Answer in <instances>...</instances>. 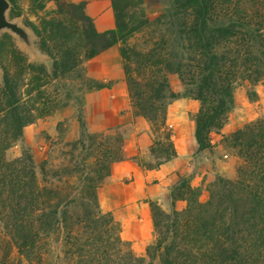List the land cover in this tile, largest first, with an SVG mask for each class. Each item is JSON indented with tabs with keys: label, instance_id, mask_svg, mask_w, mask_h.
I'll list each match as a JSON object with an SVG mask.
<instances>
[{
	"label": "trees",
	"instance_id": "obj_1",
	"mask_svg": "<svg viewBox=\"0 0 264 264\" xmlns=\"http://www.w3.org/2000/svg\"><path fill=\"white\" fill-rule=\"evenodd\" d=\"M50 1L56 5L51 16L28 26L53 62L51 73L15 46L0 49L7 60L0 83V225L18 253L31 264H264V120L222 139L240 160L237 177H217L206 201L182 178L170 191V212L150 202L157 237L142 258L99 203L98 191L124 159L123 140L91 133L80 98L110 86L87 78L83 60L117 46L132 107L153 132L156 164L148 168L177 158L166 124L175 100L200 103L194 138L198 153L210 150L211 135L224 129L235 107L237 85L264 82V0H172L153 21L144 12L127 16L125 1L112 0L116 28L104 33L86 15L87 0ZM150 29L145 47L129 44ZM170 74L178 75L183 92L172 90ZM59 80L66 83L46 91ZM71 102L78 105L79 138L69 143L60 167L38 165L24 129ZM16 144L21 156L8 159ZM178 201L185 209L175 208Z\"/></svg>",
	"mask_w": 264,
	"mask_h": 264
},
{
	"label": "rangeland",
	"instance_id": "obj_2",
	"mask_svg": "<svg viewBox=\"0 0 264 264\" xmlns=\"http://www.w3.org/2000/svg\"><path fill=\"white\" fill-rule=\"evenodd\" d=\"M110 1L112 5V0ZM124 1L125 6H128H123L127 16L134 15L142 18L144 12V16L151 21L165 13L172 4V0ZM55 9V3L50 0H39L37 4L31 0H17V6L14 9L10 5L5 13L7 25L0 27V49L3 48L6 52L15 46L29 62L42 65L51 73L53 62L40 49L39 40L28 23L39 24L40 19L50 17ZM82 25L88 32L89 24L83 22ZM152 35V29L138 33L129 40V44L145 47L152 39ZM87 60L89 59L83 60L82 71L87 78H90L85 67ZM6 61V58L3 60L0 57V83L4 75L3 64ZM169 80L175 93L183 92L184 87L178 75L170 74ZM64 82L63 80L53 82L45 89L47 92H53L54 85L60 87ZM107 83L110 86L105 89H112L114 83ZM102 90L85 92L80 96L87 127L91 133L121 137L124 159L113 165L110 177L98 191L100 208L104 214L112 215L119 224L120 237L130 245L133 253L137 257L147 258V250L157 237L150 202H156L164 211L170 212L172 210L170 191L180 179L188 178L193 187L202 191V200L206 201L209 187L217 177L226 179L237 177L240 160L232 151L223 148L222 139L249 123L264 120V82L258 84L240 82L237 85L234 95L235 107L229 115L227 125L219 133L211 135L212 148L202 153L197 152L194 138L195 120L201 108L200 103L187 98L197 102L198 106L192 104L174 106L178 100L172 101L167 108L166 124L172 132L177 158L168 162L171 164L167 169L159 174L151 175L149 172H156L163 165L156 170L148 168L156 164V160L151 155L154 136L149 122L146 121L149 127L147 129L146 124L136 115L130 96L125 99L114 98L110 93L102 92ZM77 117L78 105L71 102L66 108L54 111L51 115L37 120L24 129L25 142L31 148L38 165L47 161L49 166L58 168L65 162L64 154L69 151V143L79 138L80 128ZM144 131L149 135L150 145L147 149L141 150L138 140ZM21 153L22 146L13 145L7 151V158H18ZM232 171L234 175L230 176ZM151 195L156 198H152ZM185 207L186 203L183 201H178L175 206L178 211ZM0 264H31L18 253L1 225Z\"/></svg>",
	"mask_w": 264,
	"mask_h": 264
},
{
	"label": "crops",
	"instance_id": "obj_3",
	"mask_svg": "<svg viewBox=\"0 0 264 264\" xmlns=\"http://www.w3.org/2000/svg\"><path fill=\"white\" fill-rule=\"evenodd\" d=\"M85 12L86 15L92 19L97 32L104 33L116 28V18L110 0H87ZM85 67L88 70L87 72L90 78L96 79L103 83H114L112 89H103L102 92L106 91L110 93L111 97L114 98H128L129 95L125 82L124 71L122 68V59L120 56L119 48L117 46L109 48L108 50L102 52L100 55L87 60L85 63ZM177 102L178 103H176L174 106H176L177 104H192L193 106H198L197 102H193L192 100H189L187 98L178 100ZM139 118L146 124V127L148 129L149 127L146 120L141 117ZM149 145V135L146 131H144L138 140V146L141 150H145L149 147ZM170 164L171 163L165 164L160 170L156 172H149V174H159L163 170L167 169ZM218 171H221L220 167ZM233 175L234 172L232 171L230 176ZM151 197L156 198V196L154 195H151ZM180 206L183 205L180 204Z\"/></svg>",
	"mask_w": 264,
	"mask_h": 264
},
{
	"label": "water",
	"instance_id": "obj_4",
	"mask_svg": "<svg viewBox=\"0 0 264 264\" xmlns=\"http://www.w3.org/2000/svg\"><path fill=\"white\" fill-rule=\"evenodd\" d=\"M10 3L8 0H0V27L6 26L5 13L9 9Z\"/></svg>",
	"mask_w": 264,
	"mask_h": 264
}]
</instances>
